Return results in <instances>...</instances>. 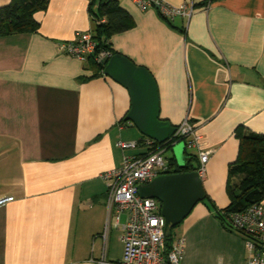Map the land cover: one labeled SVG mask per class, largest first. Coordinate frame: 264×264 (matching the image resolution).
<instances>
[{
    "label": "crops",
    "instance_id": "0c3cea01",
    "mask_svg": "<svg viewBox=\"0 0 264 264\" xmlns=\"http://www.w3.org/2000/svg\"><path fill=\"white\" fill-rule=\"evenodd\" d=\"M118 1L133 27L113 35L112 48L153 74L161 119L189 120L211 150L202 175L207 199L179 225L183 263L244 264L245 238L216 210L230 203L236 129L264 134V0H164L194 4L190 17L173 20ZM35 19L38 32L0 36V198L14 197L0 207V264L121 260L127 215L109 216L105 174L148 151L124 150L120 141L146 136L125 119L128 90L90 77L86 61L62 49L94 27L89 0H49Z\"/></svg>",
    "mask_w": 264,
    "mask_h": 264
},
{
    "label": "built area",
    "instance_id": "2783aa9c",
    "mask_svg": "<svg viewBox=\"0 0 264 264\" xmlns=\"http://www.w3.org/2000/svg\"><path fill=\"white\" fill-rule=\"evenodd\" d=\"M94 1L96 8L99 0H89L90 3ZM134 2L142 10H157L160 16L167 20H173L178 16L190 17L194 6L193 3L174 6L164 0ZM104 21L103 17L95 22ZM96 45L91 28L87 31H77L72 40L62 44V49L74 58L87 61L94 53ZM112 56L109 50H103L96 58L107 62ZM181 141H185L187 149H198L200 163L198 171L202 176L206 171L211 150L202 149V136L189 120L177 126L173 136L161 145L148 137L141 141H120L119 145L124 150L144 145L148 151L142 155H126L122 166L105 174L108 180L109 216L119 221L120 216L126 214L127 221L122 226L121 239L124 246L122 259L110 261L103 257L99 264H184V239L176 238L171 247H167L168 230L166 219L161 213V203L156 198L142 197L138 188L140 183H149L156 176L167 173L169 157L166 156V152ZM13 199V196L0 198V207ZM226 219L228 227L246 240L249 254L244 264H264V203H255L242 211L232 212Z\"/></svg>",
    "mask_w": 264,
    "mask_h": 264
},
{
    "label": "trees",
    "instance_id": "16d2710c",
    "mask_svg": "<svg viewBox=\"0 0 264 264\" xmlns=\"http://www.w3.org/2000/svg\"><path fill=\"white\" fill-rule=\"evenodd\" d=\"M48 4L49 0H11L9 4L0 7V36L19 32H38L40 24L35 19V14L46 10ZM95 4V1L90 3V13L94 21L93 38L97 43L94 53L86 61L92 71L90 77L104 76L106 62L96 58L101 51L109 50L112 55L118 53L112 48V36L133 27L131 16L118 0H99L96 8ZM103 17L104 22H95ZM236 136L239 139V153L237 159L229 165L227 184L230 203L227 207L216 210L217 217L228 229H231L226 219L228 214L242 211L255 203H264V134L245 131L242 127H238ZM156 143L161 145L160 142ZM186 154L188 164L185 167H181L174 156L169 157L167 173L198 170L200 163L197 154L187 150ZM236 176L240 178L238 183L232 180ZM178 226L168 229L167 247H171L175 240L174 229Z\"/></svg>",
    "mask_w": 264,
    "mask_h": 264
},
{
    "label": "water",
    "instance_id": "95a60500",
    "mask_svg": "<svg viewBox=\"0 0 264 264\" xmlns=\"http://www.w3.org/2000/svg\"><path fill=\"white\" fill-rule=\"evenodd\" d=\"M104 75L128 90L131 108L125 116L127 121L132 122L144 136L160 143L173 136L177 126L160 117L158 87L149 69L117 53L106 62ZM172 151L178 164L181 167L187 166L185 142L173 146ZM138 188L142 197L160 201L166 230L180 225L206 197L198 170L160 174L149 183H140Z\"/></svg>",
    "mask_w": 264,
    "mask_h": 264
},
{
    "label": "rangeland",
    "instance_id": "374dc122",
    "mask_svg": "<svg viewBox=\"0 0 264 264\" xmlns=\"http://www.w3.org/2000/svg\"><path fill=\"white\" fill-rule=\"evenodd\" d=\"M189 151H192L191 149H189ZM173 154V151H172V149H169L167 152H166V156H168V157H170L171 155ZM182 229H181V226H179V227H177V228H175L174 229V232L176 233V238H179V233H182V231H181ZM181 238H183V236H180ZM175 238V239H176ZM184 239V238H183Z\"/></svg>",
    "mask_w": 264,
    "mask_h": 264
}]
</instances>
